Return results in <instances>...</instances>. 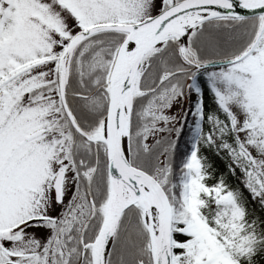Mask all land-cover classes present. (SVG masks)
<instances>
[{
	"label": "snow or ice",
	"instance_id": "1",
	"mask_svg": "<svg viewBox=\"0 0 264 264\" xmlns=\"http://www.w3.org/2000/svg\"><path fill=\"white\" fill-rule=\"evenodd\" d=\"M0 264H264V0H0Z\"/></svg>",
	"mask_w": 264,
	"mask_h": 264
}]
</instances>
